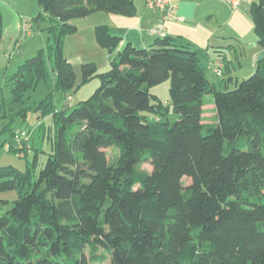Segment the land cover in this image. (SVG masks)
I'll return each instance as SVG.
<instances>
[{
	"label": "trees",
	"instance_id": "1",
	"mask_svg": "<svg viewBox=\"0 0 264 264\" xmlns=\"http://www.w3.org/2000/svg\"><path fill=\"white\" fill-rule=\"evenodd\" d=\"M37 2L52 38L54 91L70 95L76 76L62 51L76 31L70 21L98 11L131 16L133 0ZM249 13L264 50V0ZM2 33L0 11V43ZM94 35L110 53L121 42L106 25ZM205 55L167 35L148 48L127 44L104 73L81 66L82 83L100 84L78 106L56 110L50 93L12 114L50 116L54 136L36 176V155L24 171L0 167V192H17L0 200V264H264V53L250 77L224 91L207 78ZM45 76L39 50L9 76V103L23 106ZM167 80L169 106L149 92ZM205 95L215 127L202 123ZM8 143L26 156L12 136Z\"/></svg>",
	"mask_w": 264,
	"mask_h": 264
},
{
	"label": "rangeland",
	"instance_id": "2",
	"mask_svg": "<svg viewBox=\"0 0 264 264\" xmlns=\"http://www.w3.org/2000/svg\"><path fill=\"white\" fill-rule=\"evenodd\" d=\"M258 1V0H257ZM0 11L2 15V40L0 52V167H14L19 171H24L26 165L33 161L36 155L34 166L35 176L44 167L48 155L51 153V140L54 136L53 123L50 116L42 117L39 112L28 110L23 116H12L20 107L31 106L34 102L40 101L47 94L54 93V108L60 110L63 105H68L70 109L89 98L98 88L100 81L93 78L86 83H82L81 66L92 63L96 66L98 73H104L110 68V62L115 54L100 48L95 40L94 29L99 23L104 21L105 13L96 12L85 18L73 19L70 24L76 27L73 34L66 35L62 39V51L64 57L71 64L76 76L75 91L70 95H63L54 91L55 76L51 70L52 61L49 57L52 38L45 30L49 25L37 0H0ZM41 17H38V16ZM27 28V32L24 30ZM243 47V46H242ZM245 53L241 60L240 68L235 66L236 73L233 82L228 84V89L234 88L235 80L240 82L247 79L254 71L250 56L248 55L250 46H245ZM42 50L45 60L46 76L40 80L33 89L27 90L24 94L23 106L9 103L11 99V82L9 76L12 75L20 65L31 59L36 53ZM242 50V48H241ZM208 79L221 90H226L223 79L218 77L211 70L207 72ZM227 82V81H226ZM169 80L164 81L149 89L163 104L169 106ZM204 122L210 126L217 125V117L211 95L204 96ZM12 120V121H11ZM7 125V126H6ZM7 127L4 130V127ZM19 132L26 133V141L21 140V144L15 141V136ZM13 137V145L18 150L26 151V156L9 151L12 147L8 142ZM25 145V146H24ZM142 169L150 171V166L142 165ZM190 183L188 178L182 179V184L187 186ZM17 199L16 191L0 192V200L13 202ZM98 254L102 253L99 249ZM98 264H109V260Z\"/></svg>",
	"mask_w": 264,
	"mask_h": 264
},
{
	"label": "crops",
	"instance_id": "3",
	"mask_svg": "<svg viewBox=\"0 0 264 264\" xmlns=\"http://www.w3.org/2000/svg\"><path fill=\"white\" fill-rule=\"evenodd\" d=\"M255 1L242 2L232 10L223 0H171L172 18L162 24L160 33L153 34L152 30L160 27V12L147 8L146 0H133V15L103 12L104 21L99 25L108 26L110 33L121 39L113 54L123 50L127 44L135 48H148L155 38L165 35L189 42L206 52L202 63L207 67V72L211 70L214 73L213 66H220L226 72L218 77H226L223 81L228 86L236 73L234 67L241 66L245 46H250L248 55L254 69L259 55L264 53L257 45L249 13L250 4ZM204 109L203 106V114ZM203 114L202 123L206 124Z\"/></svg>",
	"mask_w": 264,
	"mask_h": 264
},
{
	"label": "built area",
	"instance_id": "4",
	"mask_svg": "<svg viewBox=\"0 0 264 264\" xmlns=\"http://www.w3.org/2000/svg\"><path fill=\"white\" fill-rule=\"evenodd\" d=\"M232 10H235L239 7V5L242 2H250L251 0H223ZM171 0H146V7L155 11L160 12L161 18H160V27L153 29L152 33L153 34H158L162 30V24L170 20L172 18L171 16ZM27 32V28L25 27L24 29ZM214 73L217 76H220L221 71L219 66H213L212 67ZM26 133L24 132H19L15 136V141L20 143L21 140H26Z\"/></svg>",
	"mask_w": 264,
	"mask_h": 264
},
{
	"label": "water",
	"instance_id": "5",
	"mask_svg": "<svg viewBox=\"0 0 264 264\" xmlns=\"http://www.w3.org/2000/svg\"><path fill=\"white\" fill-rule=\"evenodd\" d=\"M263 58V55H259L258 61H260Z\"/></svg>",
	"mask_w": 264,
	"mask_h": 264
}]
</instances>
